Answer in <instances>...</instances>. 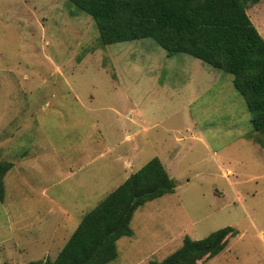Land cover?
<instances>
[{"label": "rangeland", "instance_id": "1", "mask_svg": "<svg viewBox=\"0 0 264 264\" xmlns=\"http://www.w3.org/2000/svg\"><path fill=\"white\" fill-rule=\"evenodd\" d=\"M259 4L247 12L263 36ZM233 79L152 39L103 45L70 0H0V160L13 162L0 264L55 259L83 216L154 157L175 191L135 210L108 264L160 261L185 236L226 226L238 234L200 263L264 264V146Z\"/></svg>", "mask_w": 264, "mask_h": 264}, {"label": "trees", "instance_id": "2", "mask_svg": "<svg viewBox=\"0 0 264 264\" xmlns=\"http://www.w3.org/2000/svg\"><path fill=\"white\" fill-rule=\"evenodd\" d=\"M70 1L93 17L103 45L152 39L169 56L189 54L233 75L251 113L256 131L251 137L264 146V37L247 12L249 4L263 0ZM12 166L0 160L1 201ZM175 188L162 160L152 158L83 216L55 259L31 264H108L118 256V239L133 234L135 210ZM237 234L226 226L203 239L185 236L177 250L149 264H203Z\"/></svg>", "mask_w": 264, "mask_h": 264}, {"label": "crops", "instance_id": "3", "mask_svg": "<svg viewBox=\"0 0 264 264\" xmlns=\"http://www.w3.org/2000/svg\"><path fill=\"white\" fill-rule=\"evenodd\" d=\"M260 4V6L261 7H264V0L263 1H261V2H259ZM261 22V21H260ZM259 29H263V31H264V19H263V22H262V26L261 27H259ZM264 33V32H263ZM264 36V35H263ZM258 146H259V148L261 147L259 144H258ZM261 149V148H260Z\"/></svg>", "mask_w": 264, "mask_h": 264}]
</instances>
